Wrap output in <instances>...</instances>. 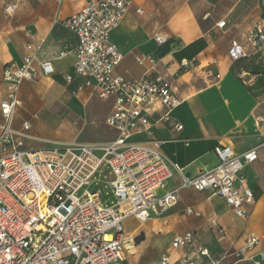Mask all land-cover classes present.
I'll return each instance as SVG.
<instances>
[{
    "label": "built area",
    "instance_id": "obj_1",
    "mask_svg": "<svg viewBox=\"0 0 264 264\" xmlns=\"http://www.w3.org/2000/svg\"><path fill=\"white\" fill-rule=\"evenodd\" d=\"M0 1L7 15L18 10L17 2ZM132 4L133 0H90L76 14L59 21L77 40L74 72L63 79L71 83L74 77L83 78L80 90L92 88L102 101L114 99L105 121L114 132L112 140L27 148L32 123L23 122L20 131L13 128L24 105L21 87L41 74L50 76L56 71L52 61L39 58L45 40L39 45L28 44L21 61L5 65L4 97L0 100V264H124L129 251L126 222L135 218L146 223L164 217L177 205L182 189L222 196L236 216H249L247 207L254 204L255 196L242 171L258 161V149L239 154L220 143L214 148L218 165L213 170L186 175L164 155V141L154 137L156 126L170 123L171 113L182 101L173 79L147 73L130 80L116 73L124 55L112 33ZM224 26L225 22L218 24ZM155 41L163 45L167 39L156 34ZM244 42L254 49L264 46L262 21L250 20ZM65 55L61 52L60 58ZM246 56V45L232 42L229 58L237 62ZM146 60L153 63L151 58H139L138 63L143 65ZM195 66L194 61H184L181 70ZM241 77L247 75L242 72ZM172 125L177 131L184 128ZM175 175L182 178L180 187L161 193ZM187 212L196 214L192 209ZM213 225L218 227L216 221ZM219 232L225 236L222 228ZM258 242L257 237H251L247 248ZM172 248L188 249L174 264L220 262L208 249L195 245L193 232L176 235ZM243 253L233 255L239 258ZM161 264H170V256H163Z\"/></svg>",
    "mask_w": 264,
    "mask_h": 264
},
{
    "label": "crops",
    "instance_id": "obj_2",
    "mask_svg": "<svg viewBox=\"0 0 264 264\" xmlns=\"http://www.w3.org/2000/svg\"><path fill=\"white\" fill-rule=\"evenodd\" d=\"M11 1L18 3V14L17 23L10 24L3 19V15H9L0 1V100L4 97L5 65L21 61L28 44L39 45L45 40L39 58L52 61L56 73L41 74L34 81L24 82L20 97L26 105L29 100H51V106L58 103L60 111L65 110L63 115L85 120L87 106L93 100H102L92 88L80 90L83 78L74 77L71 83L64 81L65 74L74 72L77 40L59 21L76 14L90 0ZM138 9L143 13H138ZM25 15L30 16L24 19ZM254 18L264 23V0H133L113 31L112 40L124 55L117 74L130 80L147 73L173 79L175 92L182 101L171 113L170 123L156 126L154 137L164 141V155L183 168L186 175L213 170L218 165L214 148L220 143L230 145L239 154L253 148L259 154L258 161L242 171L255 196L254 204L247 207L246 219L236 216L222 196L182 189L177 205L164 217L146 223L135 218L126 222L127 234L132 236L124 264H161L165 255L170 256V264L179 262L188 249L174 251L172 242L176 235L187 232H193L195 245L208 249L213 258L220 260L219 264H264V46L254 49L244 42L248 24ZM221 22L225 26L219 28ZM156 34L164 35L166 43L158 45ZM234 41L244 43L247 51V56L237 62L229 58ZM63 51L66 55L60 58ZM139 58H151L153 63L146 60L140 65ZM184 61H194L196 66L181 70ZM242 72L247 75L244 79ZM102 102L110 107L107 118L114 99ZM46 107L41 106L37 113L33 112L34 116L44 111L51 118L59 117V111L47 113ZM172 123L183 125V130L177 131ZM13 128L22 130L17 118ZM68 129L71 139L59 140L62 144H70L80 136L81 131L76 128ZM42 130L45 129H38ZM99 143L104 142L82 144ZM181 181V176L175 175L161 193L179 188ZM189 209L198 215L189 214ZM131 221L138 222V227L130 230ZM221 228L224 237L219 232ZM142 233L144 240L136 243L135 239ZM251 237H257L259 242L247 248ZM241 250L243 257L233 255Z\"/></svg>",
    "mask_w": 264,
    "mask_h": 264
},
{
    "label": "rangeland",
    "instance_id": "obj_3",
    "mask_svg": "<svg viewBox=\"0 0 264 264\" xmlns=\"http://www.w3.org/2000/svg\"><path fill=\"white\" fill-rule=\"evenodd\" d=\"M230 1H228L229 3ZM16 13L14 16H5L3 15V19L5 23H13L16 21L17 17ZM30 15L22 16L24 19L29 17ZM17 23V22H15ZM238 73V72H237ZM242 79V78H241ZM243 80V79H242ZM51 102L49 100H29L27 105L24 103L23 108L19 111L17 118V122L22 125L25 121H30L32 123V129L27 133L28 138L26 139L27 148L37 150L38 148L43 147H58L62 148L68 146L70 144H82V143H95V142H105L112 140L114 138V132L108 128L105 123V118L110 111V107L108 103L93 100L87 106V114L85 120H76L75 118L67 117V115H63L62 113L65 110H61V106L58 103H55L51 106ZM47 106V110L45 112L52 113L59 111V117L51 118L50 114H44L42 112L38 113L34 116V113L38 112L40 107ZM51 106L50 109L48 107ZM28 107V109H25ZM25 109V110H24ZM49 110V111H48ZM21 114V116H19ZM19 116V117H18ZM59 124L63 125L58 126ZM42 129V132H39L38 129ZM68 128H76L78 131H81L79 138L70 142V144H62L59 140L68 141L71 138L68 137ZM38 135L42 138H46L47 141L40 140ZM138 227V222L131 221L128 225L130 230H133ZM132 234H127L128 240H131Z\"/></svg>",
    "mask_w": 264,
    "mask_h": 264
},
{
    "label": "trees",
    "instance_id": "obj_4",
    "mask_svg": "<svg viewBox=\"0 0 264 264\" xmlns=\"http://www.w3.org/2000/svg\"><path fill=\"white\" fill-rule=\"evenodd\" d=\"M144 240V233L140 234L136 239L135 242L136 243H140Z\"/></svg>",
    "mask_w": 264,
    "mask_h": 264
}]
</instances>
